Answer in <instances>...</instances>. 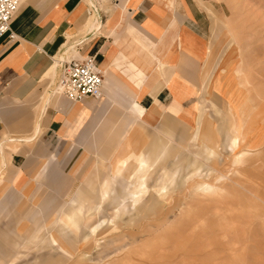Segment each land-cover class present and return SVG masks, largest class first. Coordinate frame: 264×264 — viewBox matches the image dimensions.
<instances>
[{"label":"rangeland","instance_id":"1","mask_svg":"<svg viewBox=\"0 0 264 264\" xmlns=\"http://www.w3.org/2000/svg\"><path fill=\"white\" fill-rule=\"evenodd\" d=\"M211 3L213 12L207 13L211 27L204 58L207 68L201 76L202 85H198L201 88L189 84L194 92L191 99L182 103L174 98L168 102L170 118L191 124L132 125L126 131L115 132V141L98 142L88 151L89 165L85 163L87 167L81 174L73 173L71 188L63 194L45 188L24 208L16 205L14 210L9 190H3L0 264H264V0ZM205 75H214L207 93ZM57 78L32 107L35 124L42 120L43 99L49 97ZM180 80L178 74L172 90ZM200 95L194 123L181 111L185 106L191 108ZM213 100L219 105L216 117ZM24 124L20 121L13 132L4 136L1 132L4 139L0 144L32 135L33 131L26 132ZM241 125L244 130L239 134L237 154L228 152L226 148L238 136ZM168 139L172 142L164 149ZM207 143L216 150L211 159L204 153ZM10 145L9 148L14 146ZM68 147L65 143L59 152L69 151ZM163 149L166 156L150 176V195L132 216H117L113 195L99 211L70 202L90 166L87 179L92 178L102 192L101 188L106 190L110 183L109 173L99 170L98 163L105 160L114 170L122 161H129L124 176L128 187L135 181L130 177L136 167L134 161L145 153ZM23 150L29 148L24 146ZM244 152L248 153L244 160L231 167L236 155ZM82 154L83 151L78 152L70 162L68 157L64 159L61 168L65 175H70ZM175 170L179 171V179L176 186L170 187ZM22 178L21 175L16 180V186ZM206 184L218 191H203L200 186ZM110 186L113 191L111 183ZM163 186L168 188L166 195L160 192ZM32 189L30 185L27 193ZM121 192L116 197L119 201L125 188ZM61 207L57 219L50 220ZM28 212L45 223H30L25 218ZM99 224L102 228L94 233ZM29 242L32 245L27 249Z\"/></svg>","mask_w":264,"mask_h":264},{"label":"crops","instance_id":"2","mask_svg":"<svg viewBox=\"0 0 264 264\" xmlns=\"http://www.w3.org/2000/svg\"><path fill=\"white\" fill-rule=\"evenodd\" d=\"M211 2L23 0L11 21L15 39H0V142L4 139L1 132L3 136L13 132L20 121H25L26 132L33 134L0 144V200L5 198L3 190H9L10 205L17 210L16 205L24 208L45 188L63 194L74 184L73 173L81 174L87 167L88 151L101 141L110 144L115 141V132L132 126L130 112L147 116L149 127L170 122L191 124L170 118L168 102L174 98L182 103L191 99L194 92L189 84L201 88L198 85H202L201 76L207 68L204 58L211 27L208 14L213 12ZM92 24L98 28L91 29ZM67 46L75 48L70 49L67 61L96 56L105 73L103 93L79 103L50 94L51 99L41 110L42 120L35 124L32 107L57 78V57ZM177 73L182 80L172 90ZM206 75L207 93L214 75ZM200 97L193 107L185 106L181 111L189 119L192 117L194 123L195 105L200 104ZM211 105L215 117L218 116L219 105L214 100ZM11 143L14 146L9 148ZM65 143L69 144V151L61 154ZM80 151L81 159L70 175H65L61 168L64 159L68 157L70 162ZM90 168L76 186L69 199L71 203L85 204L92 192L100 190L92 178L87 179ZM21 175L24 178L17 183L18 187L16 180ZM30 185L33 189L27 193ZM81 190L82 196L77 194ZM106 190L112 192L110 183ZM61 209L50 220L57 219ZM25 215L34 225L45 223L35 213Z\"/></svg>","mask_w":264,"mask_h":264},{"label":"bare ground","instance_id":"3","mask_svg":"<svg viewBox=\"0 0 264 264\" xmlns=\"http://www.w3.org/2000/svg\"><path fill=\"white\" fill-rule=\"evenodd\" d=\"M94 24H95V22H94ZM94 24H92V26H91V29H93V30L98 28L97 26H95L96 24L95 25ZM74 47H75V45H74ZM70 49L75 50V48H73V46L72 47L67 46V47H65L63 52L57 57V62L59 63L58 71L61 69L63 62L67 61V58L69 57V54L71 52ZM50 94H53L56 99L61 98V96L67 98L64 95L62 88L59 86V75H58L56 84L54 85V88ZM86 98H91V97H85L82 100H78V101H73V100H70L69 98H67V99L70 100L71 102L79 103ZM50 99H51V96L46 99L45 105L47 104V102ZM130 116L133 117V118H131L132 119L131 123H130L131 125H133L135 127H137V126H148L147 125V116L143 115V113H139L138 111H134L133 113L130 112ZM238 130H239L238 136L234 137L232 139V141L230 142V144L228 145V147L226 148L228 152H231L234 154L236 153V151L240 147L241 140H240L239 134L240 135L242 134L241 131L244 130V126H242V125L239 126ZM171 142L172 141L170 139H168V142L164 144V149L165 148L167 149ZM164 149L161 152L145 153L138 160L134 161V164L136 163V167L134 170V174L130 175V177L135 179V181L133 183H131L128 187H125V177L124 176L130 167L129 161H127V160L122 161L120 164H118L115 167L114 170L111 169V167L108 163H105V160L100 161L98 163V169L99 170L103 169V171H105L109 174L111 173V176L109 177L108 182H110L113 185V191L111 193H109L107 190H104L102 192L100 191V193L98 190L92 192L91 197L86 199L87 203H85V204L82 203L83 205H85L84 207L86 209L88 208L89 210H92V211H94V210L99 211L102 208V204L104 202L110 200L111 196L113 195L114 203H117V208H118L117 216L118 217H125L128 215L132 216L134 214V212L137 211V206H139L141 204V202L144 200V198L146 196L150 195V192H151L150 186H149L150 176H151V173L156 170V168L160 164V162L165 158L167 152ZM204 153L206 154L207 159H209V158L211 159V157H213L216 154V150L212 145L207 143L205 146ZM246 155H248V153H245V152L236 155V158L234 159V161H232L230 166L231 167L238 166L240 164V162L244 160ZM194 164H195V162H194ZM178 179H179V171L175 170L172 174L171 179H170L169 186L170 187L176 186ZM215 186H217V185H215ZM123 188H125L126 193H125L123 199L121 201H119L116 199V197H119L120 195H122L121 191L123 190ZM186 188H187V186H186ZM200 188L205 192L206 191L207 192L208 191H211V192L212 191H215V192L218 191L217 187H214V186H211L208 184L201 185ZM167 190H168V188L166 186H163L161 188L160 192L162 193V195H166ZM77 194L82 196L83 195L82 190ZM184 195H185V193H184ZM187 196H188V194H187ZM101 228H102V224H99L98 226H96L94 228V233L99 231ZM151 243H153V242H151ZM154 243H156V240H154ZM30 245H32L31 242L28 243L27 249H29ZM148 245H150V244H148ZM153 246H156V245L154 244Z\"/></svg>","mask_w":264,"mask_h":264},{"label":"built area","instance_id":"4","mask_svg":"<svg viewBox=\"0 0 264 264\" xmlns=\"http://www.w3.org/2000/svg\"><path fill=\"white\" fill-rule=\"evenodd\" d=\"M23 4V0H0V39H15L11 21ZM105 73L96 62V56L73 58L63 62L59 71V86L64 95L73 101L85 97L98 98L103 93Z\"/></svg>","mask_w":264,"mask_h":264}]
</instances>
